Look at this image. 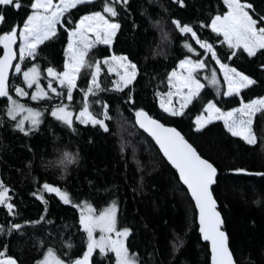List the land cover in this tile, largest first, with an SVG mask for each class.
Returning a JSON list of instances; mask_svg holds the SVG:
<instances>
[{"label":"trees","instance_id":"1","mask_svg":"<svg viewBox=\"0 0 264 264\" xmlns=\"http://www.w3.org/2000/svg\"><path fill=\"white\" fill-rule=\"evenodd\" d=\"M255 2L258 9L264 7V0ZM100 3L101 0H93L92 5H81L78 11H71L78 19L89 10H99ZM185 3L186 7H180L173 0H129L127 11L121 9L116 18L121 27L111 48L98 45L91 49L89 55L96 59L113 53L125 54L138 67L133 83L117 90L113 75L101 64L102 90L89 99L108 104L110 119L105 120L108 131L75 119L76 131H73L55 120L49 110L51 105L60 103L57 97L36 102L45 111L44 117L36 130L25 135L14 128L15 121L6 114L7 98L0 97V180L9 188L7 195L16 213L9 215L0 205V226L4 228L0 232V247L6 246V255L13 256L18 264H35L48 247L65 260L82 254L86 234L80 230L78 209L64 204L54 193H41L47 203L32 195L45 181L66 189L75 202L89 201L97 210L115 200L118 227H131L125 244L130 252L137 254L139 264H209L208 246L200 238L193 202L152 138L135 124L134 108H143L161 122L176 127L202 157L217 167L213 194L234 259L238 264H264V176L247 174L264 173V115H256L253 121L255 144L232 136L221 120L196 129L194 119L207 100L218 102L226 111L237 106L240 98L218 94L217 89L224 87L218 65L203 55L204 50L194 40L190 39L189 43L196 52H188L183 46L185 36L171 23L173 18L188 23L207 20L222 9V0H185ZM24 11L23 8L9 9L0 29L7 30L20 21ZM196 30L201 38L214 42L216 34L210 29H199L197 25ZM66 43L67 34L61 29L54 39L39 46L40 54L35 61L26 58L22 67H30L35 62L41 69L53 66L62 70ZM214 46L220 56L229 54L226 45L221 47L215 43ZM197 53L208 61L206 69L198 70V79L204 87L199 99L184 109V115L172 117L160 108L155 93L167 89V73L177 67L180 59L185 55L195 59ZM223 62L258 81L255 86L242 90L245 99L264 95V72L258 68L259 59L245 54ZM213 69L220 82L216 86L205 79ZM88 79L87 74L78 78L74 115L81 107L79 89L87 86ZM13 85L24 86L22 73H11L9 87ZM10 94L15 96L14 90ZM90 110L98 118H104L100 104L92 103ZM66 151L77 154L78 159L71 164L61 163ZM235 168H244L247 172L236 173L232 171ZM42 215L44 220H40ZM12 223L20 224L21 228L9 232ZM69 238L74 245L71 250L64 244ZM114 259V253L101 255L96 250L92 264H115Z\"/></svg>","mask_w":264,"mask_h":264},{"label":"snow or ice","instance_id":"2","mask_svg":"<svg viewBox=\"0 0 264 264\" xmlns=\"http://www.w3.org/2000/svg\"><path fill=\"white\" fill-rule=\"evenodd\" d=\"M173 2L180 7H186L185 0H173ZM92 4L93 0H0V25L5 23L9 9L23 8L25 10L20 21L11 24L7 30L0 29V46L3 52L0 55V97L7 98L6 114L15 121L16 130L29 135L41 124L43 112L14 99L10 94L13 90L17 97L30 95L33 101L47 102L53 98H60V103L51 105L49 115L73 131H76L73 126L74 119L81 124L91 123L108 131L105 123L106 119H110L107 111L108 104L98 99L94 101L89 99L90 95L95 96L97 91L102 90L99 81L102 71L101 59L110 73H116L118 80L113 84L117 90H122L123 87L133 83L138 67L125 54L113 53L94 62L86 59L90 49L97 43L108 45L111 48L113 38L121 27L116 18L121 9L127 11L129 0H101L99 10H89L79 15L78 19L74 17L71 10L78 11V6L87 7ZM222 4V9L210 15L207 20L194 23L182 22L176 18L171 20L176 30L185 36L183 46L188 52H196V49L189 43L190 39L194 40L204 50L203 55L209 56L219 66L224 87L217 89L218 94L224 97L240 98L237 106L228 108L226 111L218 106V102L212 99L207 100L202 104V111L196 115L194 124L199 130L209 121L222 120L224 128L232 136L240 137L248 144H255L253 117L257 113L264 115V95L245 99L242 90L255 86L258 81L251 74H246L223 61H231L233 57L239 58L246 54L248 58L259 59L258 68L264 72V7L258 9L255 0H222ZM197 25L199 29H210L216 34L213 43L198 35ZM61 29L67 34L62 70L58 71L53 66L41 69L35 62L30 67H22L26 58L35 61L40 54L39 46L45 41L54 39ZM215 43H219L221 47L226 45L229 54L220 56L214 46ZM14 45L17 46L18 52L14 50ZM14 60L15 63H13ZM207 67L208 61L204 60L199 53L195 59L185 55L179 60L177 68H173L166 76L169 92L163 94L165 98L160 100L159 105L164 113L172 117L185 114L184 109L193 104L195 99H199L200 90L204 87L198 79V70ZM13 68L15 73H22L23 82L28 88L35 85L34 91L29 93L18 85L9 87V70ZM43 72L47 73L48 89L55 94V97L50 96L49 92L41 87L40 79ZM85 74L89 76V79L87 86L79 89L82 98L78 103L81 107L80 111L74 115L72 110L75 102L74 90L79 87L78 78ZM205 79L213 86L220 83L215 69L211 71L210 77L205 76ZM53 81L60 86L61 91L53 87ZM173 89H175L174 92ZM155 94L157 97L162 95L160 92ZM181 95L183 96L182 102L179 107H176L172 97ZM129 101L132 102L130 93ZM92 103L101 105L103 109L101 115L104 118H98L97 114L90 110ZM18 114L19 119H17ZM134 116L135 123L152 137L159 151L176 170L179 181L187 187L194 200L199 213V232L203 240L210 242L211 264H238L233 252L230 251L228 237L221 230L223 221L217 211V201L213 194L212 186L217 183L218 179L217 167L208 159L203 158L176 127L161 122L143 108H134ZM25 121L28 122L27 127ZM77 159V154L66 151L63 153L61 163L71 164ZM63 171L66 173V166ZM232 171L247 172L244 168H235ZM247 174L264 176V173L260 172ZM8 192L9 188L3 180H0V205L8 210L9 215H16L15 205L9 202L11 197L7 195ZM42 192L54 193L61 202L71 204L78 209V223L82 233L86 234V239L82 240L84 245L82 254L75 257L69 256L65 260L52 247H48L44 250L42 258L35 264H91L90 258L95 249H99L101 255L106 252L114 253L115 264H139L137 254L130 252L125 244V240L132 232L131 227H118V205L115 200L97 210L87 200L73 201L66 189L47 181L41 185L40 189L32 193L42 203H47ZM44 219L42 215L40 220ZM25 223L35 224L39 221H26ZM20 228V224L12 223L9 232ZM3 231V226H0V232ZM97 231H99V236L94 235ZM64 244L69 250L74 247L71 238ZM6 251V246L0 247V264H18L13 256L6 255ZM65 256H68V253H65Z\"/></svg>","mask_w":264,"mask_h":264},{"label":"rangeland","instance_id":"3","mask_svg":"<svg viewBox=\"0 0 264 264\" xmlns=\"http://www.w3.org/2000/svg\"><path fill=\"white\" fill-rule=\"evenodd\" d=\"M98 45H104V44H99V43H97L95 46H98ZM94 46V47H95ZM93 49V48H92ZM90 51H91V49H90ZM90 51H89V53H90ZM17 52H18V48H17ZM112 55V54H111ZM86 59H88V60H90V61H95V60H97L96 58H95V56L94 55H92V54H90V55H88L87 57H86ZM101 64L103 65V62H102V59H101ZM104 66V65H103ZM106 67V66H105ZM107 68V67H106ZM177 68V67H176ZM218 68H219V66H218ZM108 70V69H107ZM178 71H180L179 69H177ZM13 72L15 73V71H14V69H13ZM109 72V71H108ZM110 73V72H109ZM110 75H113V77H114V81H117L118 80V77H117V75H116V73L115 72H111L110 73ZM222 75V74H221ZM46 77H47V73L46 72H44V73H42V76H41V79H40V83H41V87H43L46 91H48L49 92V95L50 96H53V95H55L54 93H51V91H50V89H48V79H46ZM223 77V76H222ZM53 87H56L57 88V91H61V88H60V86L55 82V81H53ZM22 88H24L26 91H28L29 93H31L32 91H34L35 90V85H33V87L32 88H28V86L24 83V86L22 87ZM173 92L175 91V89H173L172 90ZM185 92H186V90H184ZM15 92V91H14ZM167 92H169V87H168V83H167V89L165 90V91H163L161 94V96L160 97H158V100H159V105H160V100L161 99H164L165 97L163 96V94L164 93H167ZM13 96V98L14 99H18L19 100V102L20 103H22V104H25V105H27V106H29V107H32V108H36V109H38V110H41L42 112H43V117H44V113H45V111L42 109V108H39L38 106H37V104H36V102H38V101H33V100H31L30 99V95L29 96H24V97H17L16 96V93H15V96L14 95H12ZM182 99H183V96L181 95V96H173L172 97V101H173V103L175 104V106L176 107H179V104L182 102ZM171 106V105H170ZM49 112H50V110H49ZM78 113V112H77ZM205 115H206V113H205ZM256 115H261L260 113H257V114H255V116ZM255 116L253 117V121H254V118H255ZM20 118V116H19V114L17 115V119H19ZM43 120V119H42ZM212 121H214V120H212ZM222 121V120H221ZM209 122H211V121H209ZM223 122V121H222ZM27 124H28V122L27 121H25V126L27 127ZM196 127V126H195ZM253 127V126H252ZM254 131V130H253ZM246 142V141H245ZM94 234H96V236H99V231H97L96 233H94ZM113 236L115 235L114 233L112 234ZM97 251H99V249H96ZM100 253V252H99ZM114 257H115V255H114ZM42 258V257H41ZM40 258V259H41ZM114 262H115V259H114Z\"/></svg>","mask_w":264,"mask_h":264},{"label":"water","instance_id":"4","mask_svg":"<svg viewBox=\"0 0 264 264\" xmlns=\"http://www.w3.org/2000/svg\"><path fill=\"white\" fill-rule=\"evenodd\" d=\"M14 47V50H16L17 51V46L16 45H14L13 46ZM3 54V52H2V47H1V54L0 55H2ZM16 61L14 60V62L13 63H15ZM14 69V68H13ZM13 69H10L9 70V80H10V76H11V73L13 72ZM8 83H9V81H8ZM134 122H135V116H134ZM136 124V123H135ZM137 125V124H136ZM168 125V124H167ZM168 126H172V125H168ZM137 127H139L138 125H137ZM172 127H174V126H172ZM139 129H141V128H139ZM146 135H148V133H146L143 129H141ZM183 135V134H182ZM149 136V135H148ZM149 137H151V136H149ZM152 138V137H151ZM153 140V139H152ZM154 141V140H153ZM154 143H155V141H154ZM157 146V148H158V150H159V147H158V145H156ZM160 152V151H159ZM161 153V152H160ZM161 155L163 156V154L161 153ZM164 158V157H163ZM204 158V157H203ZM165 159V161L170 165V167L174 170V172L176 173V175L178 176V173L176 172V170L171 166V164L166 160V158H164ZM179 179V178H178ZM181 184H182V182H180ZM183 185V184H182ZM184 187H185V189L187 190V187L185 186V185H183ZM214 186V185H213ZM212 186V187H213ZM187 192H188V190H187ZM188 194H189V196H190V198H191V200H192V202H193V205H194V208H195V213H196V222H197V226H198V232H199V221H198V215H199V213H198V210L196 209V207H195V202H194V200L192 199V197H191V195H190V193L188 192ZM215 198V197H214ZM217 211L220 213V211L218 210V203H217ZM220 216H221V219H222V221H223V218H222V215H221V213H220ZM222 225H223V223H222ZM221 230H223V228H222V226H221ZM224 231V230H223ZM225 232V231H224ZM226 233V232H225ZM199 235H200V238H201V240L203 241V242H205V243H207V246H208V251H209V264H211V247H210V242H208V241H205V240H203V238H202V235H201V233L199 232ZM227 235V234H226ZM95 251H96V249L94 250V252H93V256H94V254H95ZM231 251V250H230ZM93 256L90 258V262H91V264H92V259H93Z\"/></svg>","mask_w":264,"mask_h":264}]
</instances>
